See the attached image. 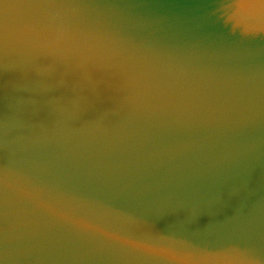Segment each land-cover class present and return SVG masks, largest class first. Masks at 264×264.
Returning <instances> with one entry per match:
<instances>
[{"label": "water", "instance_id": "1", "mask_svg": "<svg viewBox=\"0 0 264 264\" xmlns=\"http://www.w3.org/2000/svg\"><path fill=\"white\" fill-rule=\"evenodd\" d=\"M0 264H264V0H0Z\"/></svg>", "mask_w": 264, "mask_h": 264}]
</instances>
